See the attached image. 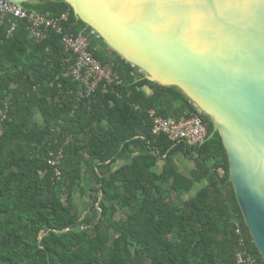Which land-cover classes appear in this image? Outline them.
Instances as JSON below:
<instances>
[{
    "label": "trees",
    "instance_id": "trees-1",
    "mask_svg": "<svg viewBox=\"0 0 264 264\" xmlns=\"http://www.w3.org/2000/svg\"><path fill=\"white\" fill-rule=\"evenodd\" d=\"M22 7L45 18L67 13L65 31L86 35L119 83L78 97L81 86L62 77L73 59L59 36L37 43L25 22L11 36L0 23V264H247L239 254L263 264L210 119L201 145L152 135L148 110L175 120L193 110L180 90L109 50L62 0ZM59 147L53 181L47 158ZM181 159L192 164L186 172Z\"/></svg>",
    "mask_w": 264,
    "mask_h": 264
},
{
    "label": "water",
    "instance_id": "water-1",
    "mask_svg": "<svg viewBox=\"0 0 264 264\" xmlns=\"http://www.w3.org/2000/svg\"><path fill=\"white\" fill-rule=\"evenodd\" d=\"M62 1L109 50L210 119L264 264V0Z\"/></svg>",
    "mask_w": 264,
    "mask_h": 264
},
{
    "label": "built area",
    "instance_id": "built-area-1",
    "mask_svg": "<svg viewBox=\"0 0 264 264\" xmlns=\"http://www.w3.org/2000/svg\"><path fill=\"white\" fill-rule=\"evenodd\" d=\"M4 20L9 25L7 36L12 35L18 22H25L28 26L29 38L37 43L42 42L49 33H54L60 37L63 52L73 59L68 70L62 73V77L71 78L81 86L78 97L89 98L98 90L102 94H106L110 87L119 83L113 64L103 65L94 57L93 52L89 49L86 35L82 32L74 35L65 31L64 25L68 21L67 13L57 18H45L35 13L26 12L8 0H0V23ZM90 34L94 35L96 33L91 29ZM192 107L193 110L179 120L162 118L157 115L155 110H148L152 135L165 136L167 140L174 144L183 143L190 147L201 145L207 137L206 123L203 121V116L206 115L193 103ZM70 141L72 139L67 138L66 142L69 143ZM62 159L63 153L60 147L48 154L47 165L52 169L51 179L53 181L59 180L61 176L59 166ZM224 174L222 168L217 169L219 177ZM236 234L241 235L240 229H237ZM238 262L257 264L250 257L242 260L241 254L238 255Z\"/></svg>",
    "mask_w": 264,
    "mask_h": 264
},
{
    "label": "rangeland",
    "instance_id": "rangeland-1",
    "mask_svg": "<svg viewBox=\"0 0 264 264\" xmlns=\"http://www.w3.org/2000/svg\"><path fill=\"white\" fill-rule=\"evenodd\" d=\"M107 52H109V51H107ZM188 164H191L190 162H185L184 160H179V162H178V165H179V167L183 170V171H187L188 169H187V167H191L192 166V164L189 166ZM77 203L81 206V207H83V204H82V202L81 201H79V200H77Z\"/></svg>",
    "mask_w": 264,
    "mask_h": 264
},
{
    "label": "crops",
    "instance_id": "crops-1",
    "mask_svg": "<svg viewBox=\"0 0 264 264\" xmlns=\"http://www.w3.org/2000/svg\"><path fill=\"white\" fill-rule=\"evenodd\" d=\"M188 165L190 166L191 164H188ZM188 168L190 169L191 167H187V169H188Z\"/></svg>",
    "mask_w": 264,
    "mask_h": 264
}]
</instances>
